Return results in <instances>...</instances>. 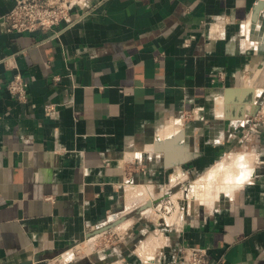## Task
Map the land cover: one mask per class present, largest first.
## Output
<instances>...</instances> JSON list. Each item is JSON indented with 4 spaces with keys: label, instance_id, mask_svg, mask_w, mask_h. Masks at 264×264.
Here are the masks:
<instances>
[{
    "label": "crops",
    "instance_id": "1",
    "mask_svg": "<svg viewBox=\"0 0 264 264\" xmlns=\"http://www.w3.org/2000/svg\"><path fill=\"white\" fill-rule=\"evenodd\" d=\"M14 2L0 0V264H93L72 245L110 233L130 244L97 264L193 247L264 264V0H83L46 34L7 31ZM17 73L25 104L7 88ZM219 178L208 202L179 196Z\"/></svg>",
    "mask_w": 264,
    "mask_h": 264
},
{
    "label": "built area",
    "instance_id": "2",
    "mask_svg": "<svg viewBox=\"0 0 264 264\" xmlns=\"http://www.w3.org/2000/svg\"><path fill=\"white\" fill-rule=\"evenodd\" d=\"M82 2L83 0H15L13 7L2 19L9 32L46 34L62 24L70 25L72 23V12L80 8ZM7 88L17 101L24 104L28 102L29 84L20 74L17 73L13 76ZM44 109L45 115L48 117H54L57 113V108L53 104H47ZM254 121L264 126V109L254 116ZM80 245L82 244L74 242L71 250H76ZM158 262H161L160 255L158 256ZM173 264L217 263L210 260L206 249L193 247L188 250H181L176 255Z\"/></svg>",
    "mask_w": 264,
    "mask_h": 264
},
{
    "label": "rangeland",
    "instance_id": "3",
    "mask_svg": "<svg viewBox=\"0 0 264 264\" xmlns=\"http://www.w3.org/2000/svg\"><path fill=\"white\" fill-rule=\"evenodd\" d=\"M227 165L231 166L228 163H227ZM219 166L220 165H218L216 168H218ZM216 168H214V169H216ZM191 181L190 182L188 181V184H187L188 185L187 187L189 189L188 192L183 191V193L181 195L179 194V196H180V198L182 196L183 200L184 201L186 200V202L188 200H191L193 204H198L200 202L203 203V202L210 201V198H212V196L210 197L208 194H206V192H209L211 190L212 194H213L214 190L221 189V187H223V185H224L225 179L219 178L213 184H206V181L204 179L191 180ZM143 188L144 189H142V195L144 197L152 198V195L153 196L157 195L159 192L154 187L148 188V190L145 187H143ZM174 188L178 189V191L182 190V186L174 187ZM174 188L172 190H170V188H168L162 194L163 198H162L161 203L164 204L163 208H164V213H166V214H167V212H165V206L168 207L166 210L170 211L171 204H169V203H171L174 200V198H172V192H173V190H175ZM221 190L223 191L224 189H221ZM167 193L169 195H166ZM197 198H198V200H197ZM184 201H182V202H184ZM171 213L172 212H170V214H168V215H171ZM145 219L151 220L149 216L146 218L144 217V220ZM126 236L124 233H121L120 236L118 234H115V233H110V234L98 237L95 240H91L89 243H84V244L80 245L76 250L72 251L71 254H73L72 256L75 259V262H78V263L87 262L88 263L90 260L93 264H97V260L99 258V255H101L104 250L112 251L115 248H119V246L121 244H126V246H129L130 243H128L129 241H128ZM56 264H59V262Z\"/></svg>",
    "mask_w": 264,
    "mask_h": 264
},
{
    "label": "bare ground",
    "instance_id": "4",
    "mask_svg": "<svg viewBox=\"0 0 264 264\" xmlns=\"http://www.w3.org/2000/svg\"><path fill=\"white\" fill-rule=\"evenodd\" d=\"M234 163H236V165L239 166V167L242 166V165H241V161H240V157H239ZM218 169H219V171H218V173H217V176L220 175V173L222 174V173H224V172H227V173H228V176H230L231 174L233 175V172L230 170V168L227 167L226 164H222V165H220V167H218ZM241 170H242V169H241ZM241 170H240V172H239V177L236 178V179H235V178H232V179L230 180V182H231V181H232V182H233V181H234V182H235V181H238V180L241 178V176H242V171H243L244 169H243L242 171H241ZM214 177H215V176L212 174V175H211V179L214 178ZM232 177H233V176H232ZM225 184H226V183H225ZM227 187H228V186H227ZM212 202H213V201H212ZM208 204H209V203H208Z\"/></svg>",
    "mask_w": 264,
    "mask_h": 264
},
{
    "label": "water",
    "instance_id": "5",
    "mask_svg": "<svg viewBox=\"0 0 264 264\" xmlns=\"http://www.w3.org/2000/svg\"><path fill=\"white\" fill-rule=\"evenodd\" d=\"M179 138H180V136L176 137L175 139H176V140H178ZM171 141H173V140H171ZM167 143H170V141H169V142H167ZM148 205L150 206V205H152V204H151V203H149ZM99 232H100V231H98V232H96V233L98 234ZM101 232H102V231H101Z\"/></svg>",
    "mask_w": 264,
    "mask_h": 264
}]
</instances>
